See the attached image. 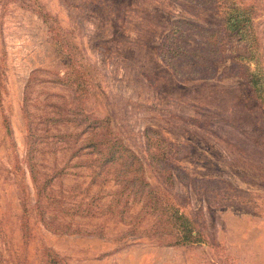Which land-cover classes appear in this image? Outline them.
I'll return each instance as SVG.
<instances>
[{
	"label": "rangeland",
	"instance_id": "obj_1",
	"mask_svg": "<svg viewBox=\"0 0 264 264\" xmlns=\"http://www.w3.org/2000/svg\"><path fill=\"white\" fill-rule=\"evenodd\" d=\"M234 1L253 7L264 67V0ZM223 2L0 0V264H48L49 253L66 264H264V104L242 76L253 65L232 59L242 48L221 31L216 56L205 54L208 69L173 50L202 48V37L178 22L220 30ZM69 63L84 76V112L109 119L157 196L192 220L201 243L160 245L152 217L124 224L94 214L109 194L72 175L53 187L63 194L69 187L87 204L90 215L74 217L81 231H54L40 220L21 161L23 90L32 74V105L46 91L68 96L53 80Z\"/></svg>",
	"mask_w": 264,
	"mask_h": 264
},
{
	"label": "trees",
	"instance_id": "obj_2",
	"mask_svg": "<svg viewBox=\"0 0 264 264\" xmlns=\"http://www.w3.org/2000/svg\"><path fill=\"white\" fill-rule=\"evenodd\" d=\"M224 2L220 30L178 22L202 37V48L174 44L173 50L201 59L199 64L208 69L205 54L216 56L218 32H224L242 48L241 53L233 52L232 59L252 63L253 67L245 69L242 76L252 98L264 104V67L259 62L253 7L234 0ZM176 23L171 25V32L178 29ZM32 77L31 74L27 79L22 97L26 138L21 161L34 190V209L47 228L78 233L81 229L75 225L74 217L90 215L87 204L75 193L70 194L69 187L65 194L53 187L57 184L60 187L62 178L72 175L87 178L88 186L97 185V189L109 194V199L100 202L94 214L107 213L124 224H129L135 215L152 217L151 235L160 245L202 242L192 220L167 195L157 196L144 177V165L139 156L111 132L109 119L95 118L84 112L78 94L84 76L76 64L69 63L53 80L69 90V95L46 91L41 99L33 100L36 111L30 109L33 105L28 88ZM133 207H136L135 212L130 211ZM48 211L52 213L50 217H46ZM64 215L68 216V221L64 220ZM48 264L66 263L55 253H49Z\"/></svg>",
	"mask_w": 264,
	"mask_h": 264
}]
</instances>
